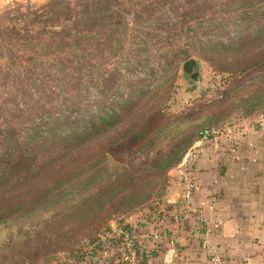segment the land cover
I'll return each instance as SVG.
<instances>
[{
    "label": "rangeland",
    "instance_id": "374dc122",
    "mask_svg": "<svg viewBox=\"0 0 264 264\" xmlns=\"http://www.w3.org/2000/svg\"><path fill=\"white\" fill-rule=\"evenodd\" d=\"M262 30L264 0H0V166L8 165L0 189L14 186L11 198L21 204L48 193L29 215L0 225V264H70L99 232L135 229L150 206L166 202L171 172L189 150L150 181V198L136 205H125L121 194L110 198L111 178L100 187L98 164L84 166L98 151L95 139L81 149L84 128L127 101L148 105L130 111L124 127L141 131L148 119L149 138L179 121L197 120L223 136L224 128L263 120L264 82L249 84L261 72L242 64L256 49L231 51L244 36L263 43ZM191 59L200 64L194 81L192 71L187 78L183 72ZM154 139L121 141L114 159L156 151ZM9 152L32 162L26 189L29 176L6 164ZM135 164L144 168V158ZM141 185L147 179L139 175Z\"/></svg>",
    "mask_w": 264,
    "mask_h": 264
},
{
    "label": "crops",
    "instance_id": "0c3cea01",
    "mask_svg": "<svg viewBox=\"0 0 264 264\" xmlns=\"http://www.w3.org/2000/svg\"><path fill=\"white\" fill-rule=\"evenodd\" d=\"M171 175L167 200L159 206L168 217L155 227L145 211L134 229L147 260L264 264V119L238 134L197 140ZM70 264L129 263L116 250L102 261L82 258Z\"/></svg>",
    "mask_w": 264,
    "mask_h": 264
},
{
    "label": "trees",
    "instance_id": "16d2710c",
    "mask_svg": "<svg viewBox=\"0 0 264 264\" xmlns=\"http://www.w3.org/2000/svg\"><path fill=\"white\" fill-rule=\"evenodd\" d=\"M260 33L264 34V30ZM246 39V36L241 37L239 42L231 49L232 54L245 46L246 51H255L256 49L254 54H251L250 52L246 54L248 58H246L247 60L242 64H244L243 68L247 70L261 72L259 73V77L256 78L257 80H255V78L251 79L249 84H254L255 82L260 81L262 83L264 82V42H244ZM215 67L218 69V66L215 65ZM256 92L257 91L254 90V92H249L246 95L254 97L251 95H256ZM136 102L137 101L134 100L127 101L119 108L118 113L107 118H102L97 125L84 128L81 137L82 150H86L92 141L97 140L98 142L96 146L98 150L97 155L92 160H89V162H86L84 166L86 167L88 163L94 166L98 164V168L96 169L98 176L95 178V181L97 183L99 182L98 186L102 187V185L107 183L102 181L104 177H108V179L111 178V182L108 181L110 184L106 190L107 195H109L110 198H113L121 194L124 197L123 203H125V205H136L147 201L150 198V181H154L159 175L165 173L166 170L178 164L193 143L199 138L206 136L211 129L209 127L205 128L204 126L206 124L203 125L197 122V120H189V124H184L179 121L172 126L170 132L163 130L160 133L159 131L156 134L157 136H154L155 139L154 137L149 138L151 135L149 132L150 126H147V123L149 124L148 119L146 121L143 120V129L141 131H134L124 127L127 124L129 125L133 120V114H129L130 111L133 113L138 111V109L142 110L148 107L147 104L140 107ZM152 108L160 109L155 105ZM121 117L124 118L121 120ZM141 121L142 119L137 120L138 123ZM119 127H121V130ZM162 136H164L163 139L161 138ZM209 137L211 136L209 135ZM153 139L155 143L158 142L157 150L159 151L151 150L149 153L141 155L129 153L126 156L129 161L124 163L114 159V152L119 142H138L139 140H144L146 141V144L149 145L150 143H153ZM162 145H164V147H162ZM24 155L22 152H9L6 156V160L9 158L11 162L8 161L6 164H17L20 167L22 166V168L25 169V172H27L26 169L28 166L32 165V162ZM140 157L145 160L144 168L134 170L133 168L136 165L135 161ZM7 174L8 165L0 166V186L2 181L6 180ZM27 174L29 177L26 178V180L28 181L21 189H26L28 187V182L30 179L32 180L31 171L28 170ZM121 175H123V177H121ZM139 175L142 176V181L147 179L146 186H137V176ZM13 189L14 186H9L6 189L3 187L0 189V225L20 220L29 215L33 209L31 207L37 202L42 203L43 200H46L48 194L47 192H42L41 194L35 195V200L21 204L13 202V198H11L14 195ZM158 208V205H152L149 210V217L154 222L155 227L160 226L158 222L161 223V220L168 217L163 216V212L160 209L158 210ZM139 256L144 260H147L150 257L142 250L139 251Z\"/></svg>",
    "mask_w": 264,
    "mask_h": 264
},
{
    "label": "built area",
    "instance_id": "2783aa9c",
    "mask_svg": "<svg viewBox=\"0 0 264 264\" xmlns=\"http://www.w3.org/2000/svg\"><path fill=\"white\" fill-rule=\"evenodd\" d=\"M239 130L244 129L236 128L235 126L224 128L223 135L238 134ZM220 135L219 131L210 132V136L212 137ZM185 194L188 199L192 198V187L189 182L186 183ZM206 243L204 241L203 244L206 246ZM114 247L118 248L121 259L127 261L129 264H152L150 260H144L139 256L141 248L137 245L134 229L127 224L112 225L106 230L99 232L95 240L82 251L80 259L89 257L99 261L109 256Z\"/></svg>",
    "mask_w": 264,
    "mask_h": 264
},
{
    "label": "water",
    "instance_id": "95a60500",
    "mask_svg": "<svg viewBox=\"0 0 264 264\" xmlns=\"http://www.w3.org/2000/svg\"><path fill=\"white\" fill-rule=\"evenodd\" d=\"M199 65H200L199 61H197L195 59H191V60L187 61L186 63H184V65H183L184 76L187 78L189 73L192 71V73L190 75L192 81L197 80V78L199 76V72L197 71L199 68Z\"/></svg>",
    "mask_w": 264,
    "mask_h": 264
}]
</instances>
